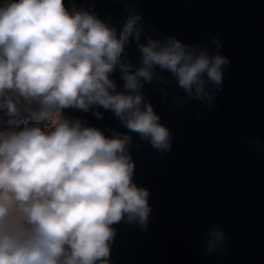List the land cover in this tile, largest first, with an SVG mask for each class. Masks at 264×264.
<instances>
[{
	"label": "clouds",
	"instance_id": "obj_1",
	"mask_svg": "<svg viewBox=\"0 0 264 264\" xmlns=\"http://www.w3.org/2000/svg\"><path fill=\"white\" fill-rule=\"evenodd\" d=\"M141 17L131 14L116 29L86 10L70 13L64 0H18L0 7V97L14 114L22 97L36 102L52 126L5 131L0 118V264H109L111 226L126 217L147 229L149 192L132 182V137H107L80 120L61 119L62 109L111 110L131 132L159 152L170 151L171 134L141 93L145 82L171 73L187 99L211 108L228 59L175 37L140 43ZM141 66L122 59L129 38ZM217 49L218 38H213ZM119 66L124 90L110 73ZM15 97V100L13 99ZM102 118L99 112L94 113ZM225 241L208 234L209 252Z\"/></svg>",
	"mask_w": 264,
	"mask_h": 264
},
{
	"label": "water",
	"instance_id": "obj_2",
	"mask_svg": "<svg viewBox=\"0 0 264 264\" xmlns=\"http://www.w3.org/2000/svg\"><path fill=\"white\" fill-rule=\"evenodd\" d=\"M11 3L18 0H10ZM66 9L86 10L116 29L131 14L141 17L140 43L175 37L186 45L217 52L229 63L223 83L209 85L212 107L192 98L171 73L145 82L141 93L171 134V149L159 152L127 129L111 110H61V119L80 120L105 136L132 137V182L148 190L147 229L126 217L111 227L109 264H264V0H64ZM218 38L217 49L213 38ZM122 59L141 66L133 37ZM124 90L119 66L110 73ZM99 112L102 118L94 113ZM224 233L209 252L208 234ZM99 264V262H97Z\"/></svg>",
	"mask_w": 264,
	"mask_h": 264
},
{
	"label": "rangeland",
	"instance_id": "obj_3",
	"mask_svg": "<svg viewBox=\"0 0 264 264\" xmlns=\"http://www.w3.org/2000/svg\"><path fill=\"white\" fill-rule=\"evenodd\" d=\"M11 4L10 0H0V7H7ZM15 100V97H13ZM17 111L14 114L8 113L7 102L4 97H0V118L8 125L5 131L22 130L25 127L39 126L42 129H47L52 126L54 119L46 118L40 114V106L33 102L28 104L22 97L16 104ZM61 118V112H60Z\"/></svg>",
	"mask_w": 264,
	"mask_h": 264
},
{
	"label": "bare ground",
	"instance_id": "obj_4",
	"mask_svg": "<svg viewBox=\"0 0 264 264\" xmlns=\"http://www.w3.org/2000/svg\"><path fill=\"white\" fill-rule=\"evenodd\" d=\"M12 131H16V130H12Z\"/></svg>",
	"mask_w": 264,
	"mask_h": 264
}]
</instances>
